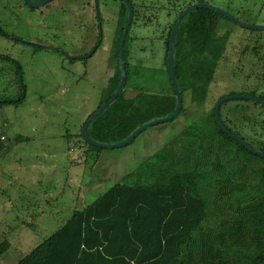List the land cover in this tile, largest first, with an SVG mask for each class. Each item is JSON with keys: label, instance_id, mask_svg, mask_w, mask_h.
<instances>
[{"label": "rangeland", "instance_id": "1", "mask_svg": "<svg viewBox=\"0 0 264 264\" xmlns=\"http://www.w3.org/2000/svg\"><path fill=\"white\" fill-rule=\"evenodd\" d=\"M196 1L131 0L125 94L171 93L166 42L176 14ZM204 2L243 23L264 25V0ZM77 3L50 0L33 8L25 0H0V97H24L17 104L0 106V139L5 145L0 154V242H9L0 264H15L62 226L73 210L121 181L200 113L185 92L184 112L147 127L126 146L105 149L83 143L80 127L105 96L103 88L116 63L114 40L126 21L117 14L120 0H97L103 29H76L81 22ZM93 3L89 14L96 17ZM94 16H89L90 26L98 23ZM73 21L74 29H67ZM58 24L63 29H54ZM225 32L229 37L203 111L220 97H264V69L259 67L264 61V30L245 29L221 18L218 33ZM96 41L93 55L79 62L80 55L94 51ZM252 103L228 100L220 109L221 118L235 104ZM18 136L26 140L15 142Z\"/></svg>", "mask_w": 264, "mask_h": 264}, {"label": "trees", "instance_id": "2", "mask_svg": "<svg viewBox=\"0 0 264 264\" xmlns=\"http://www.w3.org/2000/svg\"><path fill=\"white\" fill-rule=\"evenodd\" d=\"M186 7L176 14L173 25ZM126 13L123 5L120 19L126 21ZM221 18L226 19L211 9H196L182 18L176 32L174 74L181 97L189 92L190 103L200 110L197 118L121 181L73 210L62 226L15 264H264V158L220 129L216 103L207 111L202 107L229 37L228 32L218 33ZM122 30L123 24L114 40L115 68L96 108L119 85ZM167 52L168 41L165 64ZM124 60L127 72L125 42ZM126 85L127 80L121 94L88 126L93 140L119 142L138 126L174 110L172 86L171 93L131 95L125 94ZM23 98L0 97V106ZM249 106L235 104L221 121L253 149L264 152V104ZM182 112L184 107L179 115ZM86 119L78 135L83 143ZM25 138L18 136L15 142ZM4 151L0 140V154ZM8 247L7 240L0 242V256Z\"/></svg>", "mask_w": 264, "mask_h": 264}, {"label": "water", "instance_id": "3", "mask_svg": "<svg viewBox=\"0 0 264 264\" xmlns=\"http://www.w3.org/2000/svg\"><path fill=\"white\" fill-rule=\"evenodd\" d=\"M48 1L50 0H25V2L27 3V5L29 7H40L43 6V4H46ZM123 3L126 5L127 8V18H126V22L123 26V30L122 33L120 35V39H119V43H118V54H117V63L119 66V70H120V82L119 85L117 87V89L113 92V94L110 96V98L105 101L104 103H102L85 121L81 134H82V138L85 141V143L89 144L90 146L93 147H97V148H105V149H114V148H120L123 146H126L128 144H130V142L133 141V139L144 129H146L147 127L153 126L155 124H159V123H163V122H167L170 121L172 119H174L176 116H178L180 109L182 108V97L176 82V78H175V74H174V69H173V65H174V52H175V41H176V32L177 29L181 23L182 18L189 12L194 11L196 9H200V8H205L211 11H214L215 13L223 16L224 18L228 19L229 21H232L236 24H238L239 26L245 28V29H251V30H264V25H251V24H247V23H243L241 21L238 20L237 17H234L233 15H231L230 13H228L227 11L220 9L218 7L212 6L211 4H207L205 2L202 3H196L193 5H189L188 7H186L182 12H180L177 16V19L174 23V25L172 26L170 33H169V38H168V52H167V57H166V72L168 75V78L170 80L172 89L174 91L175 94V107L174 110L172 111V113L168 116L165 117H161L152 121H148L140 126H138L136 129H134L125 139L119 141V142H115V143H110V144H106V143H100L97 142L95 140H93L91 137L88 136L87 134V129L88 126L91 124V122L93 120H95V118L101 113L103 112L115 99L116 97L121 94V92L123 91L125 84H126V80H127V74L126 69H125V60H124V42L127 36V32L129 30L130 27V23L132 21V17H133V10L131 7V4L128 0H123ZM232 99H242V100H249L255 103H259V104H264V100L252 97V96H244V95H233V96H229V97H223L220 98L214 107V115H215V119L220 127V129L226 134L228 135L230 138H232L233 140L237 141L240 145H242L243 147H245L246 149H248L250 152H252L253 154L264 158V152L261 151H257L255 149H253L248 142L244 141L243 139H241L239 136L231 133L222 123L221 118H220V114H219V108L220 106L227 102L228 100H232Z\"/></svg>", "mask_w": 264, "mask_h": 264}, {"label": "flooded vegetation", "instance_id": "4", "mask_svg": "<svg viewBox=\"0 0 264 264\" xmlns=\"http://www.w3.org/2000/svg\"><path fill=\"white\" fill-rule=\"evenodd\" d=\"M35 1H38V0H35ZM92 0H77V10H79V14H80V20H81V22H80V24L77 26V28L76 29H103V25H102V19H103V17H102V15L101 14H99V11H98V8H97V5L95 4L96 2H97V0H93L94 1V7H95V11H96V17L94 16V15H90L89 13H90V9H89V7H90V2H91ZM121 1V5L123 6H125L126 7V5L123 3V0H120ZM132 7V6H131ZM91 8H92V6H91ZM122 8V7H121ZM86 9H88V14L85 12V10ZM126 10H127V8H126ZM120 12H121V9L120 10H118V17H119V19H120ZM89 16L90 17H95V20H97V22L98 23H95L94 25H92V26H90V22L88 21V19H89ZM126 18H127V15H126ZM74 24H75V22L73 21V22H71L70 23V25L68 24L67 25V29H74L73 27H74ZM124 26V25H123ZM54 29H63V25H59L58 24V26L57 27H55ZM97 43V41L95 42V43H93V46H92V48L94 47V51L93 52H89V53H86V54H83V55H80L79 56V62L81 61L82 63H85V62H83L84 60H86L87 58H89V57H91L92 55H93V53L97 50V47H98V43ZM71 58V60H72V58L73 57H70ZM76 59V58H75ZM73 61V60H72ZM75 61V60H74ZM261 64L262 65H260L259 67H261V68H263L264 69V61H261ZM263 69H261V70H263Z\"/></svg>", "mask_w": 264, "mask_h": 264}, {"label": "crops", "instance_id": "5", "mask_svg": "<svg viewBox=\"0 0 264 264\" xmlns=\"http://www.w3.org/2000/svg\"><path fill=\"white\" fill-rule=\"evenodd\" d=\"M116 64V63H115ZM114 68H115V66L113 67V70H112V72L114 71ZM112 72H110L111 74L110 75H112L113 73Z\"/></svg>", "mask_w": 264, "mask_h": 264}, {"label": "built area", "instance_id": "6", "mask_svg": "<svg viewBox=\"0 0 264 264\" xmlns=\"http://www.w3.org/2000/svg\"><path fill=\"white\" fill-rule=\"evenodd\" d=\"M1 139H3V137H2ZM1 139H0V140H1Z\"/></svg>", "mask_w": 264, "mask_h": 264}]
</instances>
